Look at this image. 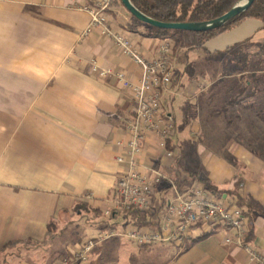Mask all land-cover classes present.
I'll return each instance as SVG.
<instances>
[{
	"label": "crops",
	"instance_id": "1",
	"mask_svg": "<svg viewBox=\"0 0 264 264\" xmlns=\"http://www.w3.org/2000/svg\"><path fill=\"white\" fill-rule=\"evenodd\" d=\"M90 3L0 0V264H57L67 246L83 244L105 229H160L175 191L190 193L202 186L203 175L237 206L231 192L240 181L238 196L244 204L264 211V163L241 145L227 153L209 148L204 130L209 106L200 101L206 87L186 73L185 61L183 76L163 92L164 109L175 118L173 137L163 150L157 137L148 136L137 156L141 173L155 169L166 176L155 188L152 210L105 215L116 201L119 175L130 166L125 123L135 102L117 75L123 72L136 84L142 69L103 28H90L91 15L84 9ZM128 14L115 5L109 28L146 57L154 56L164 40L148 37ZM263 31L260 20L246 19L202 49L225 51L246 39L255 41ZM179 49L202 51L183 37L174 57ZM121 154L125 163L117 162ZM251 228L252 239L245 244L264 252V216L254 214L247 225ZM192 235L183 248L116 238L98 246L87 264H256L233 230L197 227Z\"/></svg>",
	"mask_w": 264,
	"mask_h": 264
},
{
	"label": "built area",
	"instance_id": "2",
	"mask_svg": "<svg viewBox=\"0 0 264 264\" xmlns=\"http://www.w3.org/2000/svg\"><path fill=\"white\" fill-rule=\"evenodd\" d=\"M90 1L84 8L91 15L90 28H103L119 50L142 69L141 79L136 84L129 81L123 72L117 75L119 82L131 91L135 102L134 112L125 123L131 137L125 151L130 166L119 175L115 187L116 201L105 215L131 210L148 213L153 208L155 188L166 180V176L155 169L148 174L141 173L137 167V156L142 152V143L148 136L157 137L160 148L166 150L168 141L174 135L175 118L163 106V92L173 85L176 78L174 45L170 40L161 41L154 56L146 57L129 39L109 28V13L115 0ZM107 75L108 72H101V76ZM125 154L118 155V163H125ZM167 156H173V152L167 151ZM197 227L211 231H235L238 243L246 249L251 261L264 264V252L244 242L248 229L241 208L226 202L204 186H197L190 193L176 190L175 197L167 204V216L160 229L132 227L122 231L108 228L83 244L67 246L66 255L57 264H87L97 246L116 238H127L140 246L166 241L183 248L191 242L192 231Z\"/></svg>",
	"mask_w": 264,
	"mask_h": 264
},
{
	"label": "rangeland",
	"instance_id": "3",
	"mask_svg": "<svg viewBox=\"0 0 264 264\" xmlns=\"http://www.w3.org/2000/svg\"><path fill=\"white\" fill-rule=\"evenodd\" d=\"M128 15L134 20L130 14ZM135 23L136 25H140L138 22ZM255 41H264V31L257 36ZM171 42L174 45L178 43L177 40H171ZM188 45L184 44L187 47ZM207 49L211 50L210 48ZM201 50L198 51V54L196 52H181L180 49L177 51V55L173 60L176 71L173 85L179 80V75L183 76L184 74V62L189 61L188 65H190L194 63V60L199 59V56H202L203 59L195 67V76L196 85L206 87V91L201 96L200 101L209 106L206 109L209 114V123L204 126L205 134L209 138V148L227 153L231 148L241 145L245 149L252 150V154L264 163V115L260 117L257 114L258 107L264 105V91H259L262 87L259 89V85L255 83L249 86L246 84L252 75L264 74V63H259L256 57L260 51L259 47L252 46L249 49L248 54L251 56V65L248 68L251 71H245L244 73H241L243 66L237 64V61H235V64L227 66L225 64L227 59H223L222 57L220 60H217V58L213 60L207 57L212 53L208 54L209 52L204 49ZM262 57L264 58V56ZM228 58L230 60V57ZM245 88L246 92L240 95L239 92L242 93V90L245 91ZM251 90H257L256 96L248 101L243 100ZM233 98H237L238 102L236 103L241 104L232 103ZM177 102L178 99L174 101L175 106H177ZM246 104L247 107L254 106V108L246 109ZM195 141L198 142V140ZM64 255H66L65 252L62 256Z\"/></svg>",
	"mask_w": 264,
	"mask_h": 264
},
{
	"label": "trees",
	"instance_id": "4",
	"mask_svg": "<svg viewBox=\"0 0 264 264\" xmlns=\"http://www.w3.org/2000/svg\"><path fill=\"white\" fill-rule=\"evenodd\" d=\"M240 1L242 0H131L134 6L138 10H140L143 14L163 23H190V22L198 23V22L212 21L214 19L221 17L228 11H230ZM115 5L124 8L123 4L121 3V0H115L113 7ZM250 18L260 20L263 23V29H264V0H255V2L247 11L239 14L221 28L208 32L194 33V32H185V31L163 30L144 24L135 18L134 19L136 20V22L142 25L144 32L148 37H152L160 40L168 39L170 41L176 39L178 41L179 37H183L184 39L185 38L188 39L189 43L193 48L202 49L204 47V44L208 40H211L225 32H228L229 30H232L234 27H236L244 20ZM176 46L177 43H175L174 45V51ZM252 46L259 47L260 49L259 54L256 55L258 59L257 61L259 63H264V58L262 57L264 56V41L256 42L250 38L228 47L225 51H218L215 52V54L212 53L208 56V58H212L213 60L214 59L216 60L217 58V60H220L223 57V59H227V61H225V64L227 66H231V64H235V61H237L238 62L237 64H241L243 66L241 68L242 71L241 70L240 71L241 73H244L245 71H251L249 69L251 65L250 63L251 56L248 53H249V49ZM228 57H230V60H228L229 59ZM197 64L198 62L188 65L186 69V73L191 76L195 75V67ZM255 75L256 74L252 75L250 79L247 80L248 82H246V84L249 86L255 83L256 85H259V89L262 87V89H260L259 91L261 90L264 91V74L257 76ZM245 92H246V88L245 91L242 90V93L241 92L239 93L240 95H243V93ZM256 93H258L257 90L249 91V93L245 96L243 100L248 101L252 97L256 96ZM236 99L237 98H233L232 99L233 101L231 102L232 103L238 102ZM236 104L240 105L241 103H236ZM245 107L246 109L254 108V106L247 107V104ZM257 110H258L257 113L258 116L262 117L264 115V105L263 106L260 105ZM260 112L263 114H261ZM199 182L202 184V186H204L206 190L212 192L218 197H223V194H228L227 192L218 189L206 175L201 176L199 178ZM239 183L240 181H237L235 185V189L231 192V195H234L236 197L237 199L236 202L239 203V207L243 212V217L246 221V224L250 225V222L252 221L254 214L264 216V211L257 210L256 208H253L251 206H246L244 204V201L238 196ZM79 209L80 208L78 206L75 208L76 211H80ZM55 230H56V225L54 222L51 221V223L49 224V231L53 233L55 232ZM252 235H253V228H251L246 234L244 242L248 243L252 239ZM206 236L208 235L204 234L196 240H199Z\"/></svg>",
	"mask_w": 264,
	"mask_h": 264
},
{
	"label": "water",
	"instance_id": "5",
	"mask_svg": "<svg viewBox=\"0 0 264 264\" xmlns=\"http://www.w3.org/2000/svg\"><path fill=\"white\" fill-rule=\"evenodd\" d=\"M254 2L255 0H242L238 4H236L230 11H228L221 17L208 22L163 23L143 14L140 10H138L134 6L131 0H121V3L123 4L127 12L132 17H134L135 19H137L138 21L144 24L163 30L185 31V32H194V33L208 32L221 28L239 14L247 11Z\"/></svg>",
	"mask_w": 264,
	"mask_h": 264
}]
</instances>
